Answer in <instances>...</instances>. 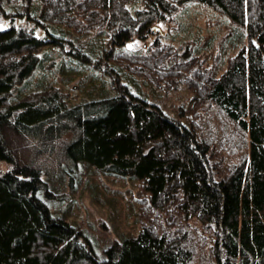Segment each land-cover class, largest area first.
<instances>
[{"label": "trees", "instance_id": "obj_1", "mask_svg": "<svg viewBox=\"0 0 264 264\" xmlns=\"http://www.w3.org/2000/svg\"><path fill=\"white\" fill-rule=\"evenodd\" d=\"M134 1H17L32 6L41 22L77 34L98 30L109 39L95 67L111 77L112 89L76 105L56 86L13 97L41 64L40 51L64 43L57 34L0 23V159L12 165L0 173V264H195L187 237L176 240L154 226L114 242L101 256L88 235L46 200L53 193L43 177L82 161L138 180L153 209L171 214L175 223L178 211L209 225L213 264H264V0H142L144 7L133 13ZM191 1L227 14L248 39L220 76L205 80L208 100L247 137V154L232 165L225 145L201 126L169 115L123 83L126 72L166 66L176 50L166 45L142 54L122 47L148 38L153 23L172 22ZM183 66L159 76L174 77Z\"/></svg>", "mask_w": 264, "mask_h": 264}, {"label": "rangeland", "instance_id": "obj_2", "mask_svg": "<svg viewBox=\"0 0 264 264\" xmlns=\"http://www.w3.org/2000/svg\"><path fill=\"white\" fill-rule=\"evenodd\" d=\"M17 1L10 4L0 0L1 24L33 30L44 37L57 34L64 44L48 45L40 51L41 64L15 88L14 98L28 90L56 86L68 96L70 105H76L112 89L111 77L95 67L96 59L110 49L108 38H103L98 30L88 35L77 34L65 27L41 22L32 6L22 2L16 4ZM143 7L142 0L129 4L133 13ZM174 17L172 22L153 23V34L148 38H134L122 47L130 53L151 54L160 46L173 45L176 53L166 57L169 63L157 66L155 70L145 69L148 74L131 69L129 71L133 72H126L128 79L123 83L169 115L176 118L184 115L201 126L202 133L208 134L210 140L225 145L227 161L230 165L235 164L247 154V137L208 100L204 88L206 78L220 76L229 60L247 45L244 28L222 11L197 1L184 3ZM92 50H96L94 56ZM178 65H184V70L178 69L174 77L159 76L162 71H173ZM196 70L207 75L204 77L201 72L199 76V72L194 73ZM102 89L104 91L99 93ZM230 144L232 149H229ZM233 152L235 155L229 154ZM11 168L8 161L0 159V173ZM43 178L53 193L52 198H46L51 210L64 215L83 230L101 256L106 255L105 251L114 242L137 235L144 226H154L160 231L167 229L176 240L187 237L189 246L196 252L195 264H213L210 226L196 218L188 219L184 215L181 218L178 211L176 223L171 214L162 215L150 205L148 194L138 180L105 172L83 161L65 165L52 176ZM162 217L169 222L166 224Z\"/></svg>", "mask_w": 264, "mask_h": 264}, {"label": "water", "instance_id": "obj_3", "mask_svg": "<svg viewBox=\"0 0 264 264\" xmlns=\"http://www.w3.org/2000/svg\"><path fill=\"white\" fill-rule=\"evenodd\" d=\"M146 47H147V45H146Z\"/></svg>", "mask_w": 264, "mask_h": 264}]
</instances>
